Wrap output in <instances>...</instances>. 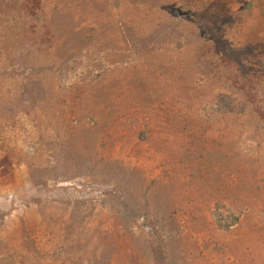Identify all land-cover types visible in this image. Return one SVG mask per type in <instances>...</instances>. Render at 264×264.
<instances>
[{
    "label": "rangeland",
    "instance_id": "rangeland-1",
    "mask_svg": "<svg viewBox=\"0 0 264 264\" xmlns=\"http://www.w3.org/2000/svg\"><path fill=\"white\" fill-rule=\"evenodd\" d=\"M0 264H264V0H0Z\"/></svg>",
    "mask_w": 264,
    "mask_h": 264
},
{
    "label": "trees",
    "instance_id": "trees-1",
    "mask_svg": "<svg viewBox=\"0 0 264 264\" xmlns=\"http://www.w3.org/2000/svg\"><path fill=\"white\" fill-rule=\"evenodd\" d=\"M217 208L220 210V208H221L220 205H219ZM214 217H215L216 219H218L217 221L221 222L220 219H219V214H218L217 211L214 212ZM221 225H222V223H221ZM221 225H220V226H221ZM223 228H224V226H223ZM226 228H229V226L226 227Z\"/></svg>",
    "mask_w": 264,
    "mask_h": 264
},
{
    "label": "crops",
    "instance_id": "crops-1",
    "mask_svg": "<svg viewBox=\"0 0 264 264\" xmlns=\"http://www.w3.org/2000/svg\"><path fill=\"white\" fill-rule=\"evenodd\" d=\"M19 255H20V258L24 256V255H23V254H21V253H19Z\"/></svg>",
    "mask_w": 264,
    "mask_h": 264
}]
</instances>
